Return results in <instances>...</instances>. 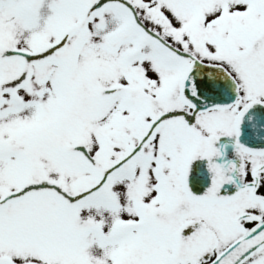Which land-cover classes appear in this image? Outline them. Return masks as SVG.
Masks as SVG:
<instances>
[{"label":"snow or ice","instance_id":"snow-or-ice-1","mask_svg":"<svg viewBox=\"0 0 264 264\" xmlns=\"http://www.w3.org/2000/svg\"><path fill=\"white\" fill-rule=\"evenodd\" d=\"M0 264H264V0H0Z\"/></svg>","mask_w":264,"mask_h":264}]
</instances>
